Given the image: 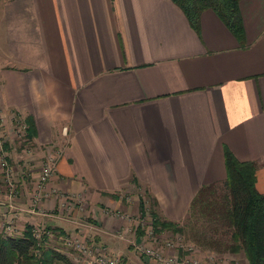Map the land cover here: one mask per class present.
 <instances>
[{
	"label": "crops",
	"instance_id": "0c3cea01",
	"mask_svg": "<svg viewBox=\"0 0 264 264\" xmlns=\"http://www.w3.org/2000/svg\"><path fill=\"white\" fill-rule=\"evenodd\" d=\"M239 10L243 45L211 9L195 31L171 0H0V156L27 116L29 164L57 155L45 189L59 195L30 212L41 162L22 171L14 223L85 234L119 264H160L135 248L157 246L143 190L163 219L187 224L189 249L166 253L248 264L242 251L200 252L188 213L200 189H226L225 148L256 164L264 192V0Z\"/></svg>",
	"mask_w": 264,
	"mask_h": 264
},
{
	"label": "trees",
	"instance_id": "16d2710c",
	"mask_svg": "<svg viewBox=\"0 0 264 264\" xmlns=\"http://www.w3.org/2000/svg\"><path fill=\"white\" fill-rule=\"evenodd\" d=\"M171 1L183 10L195 31H199L201 12L211 9L239 43L244 44V27L239 10L241 0ZM23 122L27 126L23 140L29 142L36 135L35 123L31 116H27ZM2 146L5 150L9 148L7 142H3ZM224 160L226 179L223 184L226 189L223 190L224 192L216 189H200L189 207V217L197 214L205 216L204 211L212 208L211 215H207V218L211 219L208 223L218 222L226 228L225 233L229 235L227 250L242 251L248 264H264V192L261 193L255 188L256 164L238 160L226 148ZM145 196L139 199V211L142 217L149 214L153 233L170 230L182 234L183 226L187 224L181 226L179 223L163 219L158 213L156 199L148 191H145ZM33 227L31 224H26L22 234L18 236L0 233V264L68 263L64 254L46 246L49 239L46 235H42L37 244ZM208 238L211 239V236Z\"/></svg>",
	"mask_w": 264,
	"mask_h": 264
},
{
	"label": "built area",
	"instance_id": "2783aa9c",
	"mask_svg": "<svg viewBox=\"0 0 264 264\" xmlns=\"http://www.w3.org/2000/svg\"><path fill=\"white\" fill-rule=\"evenodd\" d=\"M26 127L27 126L24 122L18 121L14 129L15 135L22 139L25 138ZM56 157L57 155L55 153L48 154L45 160H43L39 166L37 179L35 181V189L33 190L30 197L29 211L32 213L37 208H40L41 205L51 196L58 194L55 190L45 189V184L48 182L55 170L54 165ZM0 167V233L12 235L10 234V231L14 229L13 225L18 211V208L15 204L17 189L13 179V166L10 164L8 157L4 152H2L0 156ZM150 234L151 232H149V235ZM33 235L37 239V244H39L42 235H46L50 238L55 234L51 229L34 226ZM81 237L82 235H62L60 236V240L65 247L69 246L72 249H77L85 256L89 257V255L93 253L95 256H91L92 258H90V261L88 262L90 264H119L118 254L115 255V253H113V257H105L107 255L106 251H103V249L99 248L101 249L100 251L96 247L95 243L90 241L86 236L84 239ZM170 246L171 244L167 242V247ZM138 250L144 256L154 259L160 264H202L201 261L192 259L191 257L179 258L178 255L173 253L171 256L162 257L160 255L159 249L157 250L156 247H148L144 244L140 245Z\"/></svg>",
	"mask_w": 264,
	"mask_h": 264
},
{
	"label": "rangeland",
	"instance_id": "374dc122",
	"mask_svg": "<svg viewBox=\"0 0 264 264\" xmlns=\"http://www.w3.org/2000/svg\"><path fill=\"white\" fill-rule=\"evenodd\" d=\"M32 148H33L32 143L27 142V141L16 136L14 144L12 145V149H13V152L11 154L12 156L9 159V162L13 166L14 171H15L14 177H13L15 183H18V181H19L18 175H20V173H23L22 171L26 170L25 174H29L30 171H28V168H30L33 165H34L33 167H38V165L41 162V157H38L37 159H35V162L32 163V165L29 164L30 160H29V158H26V155L29 154V151ZM23 150H25V151H23ZM123 189H143V188L142 187L141 188L140 187L134 188L132 186V187H125ZM135 192L137 195H138V193H140L144 197H146L143 190H141V191L137 190ZM122 194L126 195V196H131L132 193L125 191ZM135 198L136 197H133V200H135ZM131 199L132 198L130 197V200ZM204 212L206 214L205 216H207L208 214L211 215L212 208H209ZM144 217H145L144 220L150 221L149 224L143 225L145 232H146V233L144 232V234H149V232H151V234L149 235V238L150 237L155 238V240L157 241V246H156L157 250L159 248L164 247L162 249H159L160 255L162 257L171 256V253L165 252L166 249H169L171 251L174 250L175 252L177 251L178 253L183 252V250L189 249L188 245L191 242L187 240V236H185L183 233H182V235H179V234L176 235V233H173L170 230H163L161 233H158V234L153 233L152 227H151V219H150L149 214H146ZM208 224L209 223L207 221L205 222V217L200 216V215L198 217L193 216V222L191 223V226H190L193 229L189 230V233L192 235L194 233L197 237L199 236L198 241L205 243L204 245H206V246L203 245L204 248L201 246L198 247V249H200V252L205 251L204 253L208 254V253H206L207 250L205 248H208V247L215 248L216 252L215 253L213 252V253L218 259L219 257H223L228 252L227 246L229 243V235L225 233L226 228L224 226L220 225V223L212 222L209 225ZM13 226H14V229H12V231H10V234H12L14 236L21 235L23 230H24L25 225L22 227L21 225H18V223H14ZM193 230L195 232H193ZM52 231L56 232L55 229H53ZM56 233H54L55 235H53L52 237H50V239L47 240L46 246L57 249L59 252L64 254L68 259V263L59 262L57 264H90L88 262L90 261V258H92L91 256H95V255H93V253L91 255H89V257H88V256H85L84 254H82L81 252H79L77 249H72L69 246L65 247L64 244L61 243L60 234H58V233L56 234ZM74 235H82V237H81L82 239H84V237L87 236V235L82 234V233L81 234H74ZM160 235H162V236H160ZM200 236L202 238H200ZM209 236H211V239L208 238ZM205 237H207V239ZM87 238L90 241H92V238L90 236L89 237L87 236ZM167 242H169L171 244V246H170L171 248L167 247ZM140 245H142V242L139 244H135V248L138 250ZM144 245H146L148 247L151 246L149 243L144 244ZM97 248L99 249V247H97ZM203 249H205V250H203ZM99 250L101 251V249H99ZM103 251H106V253H107V255L105 257H107V256L113 257V253H111L107 250H103ZM137 252L141 253L139 250ZM98 254H101V253H98ZM115 255H117V254L115 253ZM98 256H101V255H98ZM179 258H181V257H179ZM199 258H200V260H199ZM199 258L194 257V256L192 257V259H196L198 261H201L202 264H203V259L207 261L205 264H213V258L212 257L210 259L208 257L207 258L206 257L205 258L199 257ZM119 263H120V257H119ZM236 264H241V263L237 262Z\"/></svg>",
	"mask_w": 264,
	"mask_h": 264
}]
</instances>
